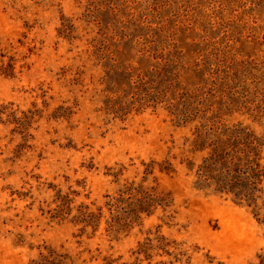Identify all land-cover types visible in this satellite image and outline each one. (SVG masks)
<instances>
[{"label": "rangeland", "instance_id": "1", "mask_svg": "<svg viewBox=\"0 0 264 264\" xmlns=\"http://www.w3.org/2000/svg\"><path fill=\"white\" fill-rule=\"evenodd\" d=\"M200 123L264 142V0H0V264H258Z\"/></svg>", "mask_w": 264, "mask_h": 264}, {"label": "trees", "instance_id": "2", "mask_svg": "<svg viewBox=\"0 0 264 264\" xmlns=\"http://www.w3.org/2000/svg\"><path fill=\"white\" fill-rule=\"evenodd\" d=\"M184 144L197 160L187 167L194 169L193 185L231 196L264 225L263 139L240 124L200 123ZM259 259L258 264H264V256Z\"/></svg>", "mask_w": 264, "mask_h": 264}]
</instances>
